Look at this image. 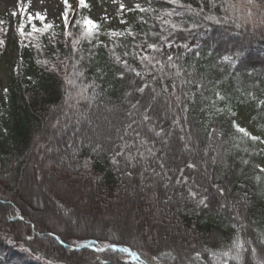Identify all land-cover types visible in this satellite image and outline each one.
Segmentation results:
<instances>
[{"label":"trees","instance_id":"trees-1","mask_svg":"<svg viewBox=\"0 0 264 264\" xmlns=\"http://www.w3.org/2000/svg\"><path fill=\"white\" fill-rule=\"evenodd\" d=\"M63 5L57 22L0 14V63L17 54L0 102V264H264V144L237 119L264 136V0ZM45 179L49 205L29 195ZM68 189L100 233L72 232Z\"/></svg>","mask_w":264,"mask_h":264},{"label":"rangeland","instance_id":"rangeland-1","mask_svg":"<svg viewBox=\"0 0 264 264\" xmlns=\"http://www.w3.org/2000/svg\"><path fill=\"white\" fill-rule=\"evenodd\" d=\"M64 1L66 0H0V14L5 15L9 8H13L17 16L20 14V12L25 11L33 19L41 17L45 22H57L59 20V15L63 13ZM121 2L125 7L131 8L134 5L135 0H121ZM114 10L115 8L111 5L109 6L107 13H112ZM103 14V8L99 7L95 9L93 13L87 14L85 19L88 25H91L100 19ZM126 26L127 23L118 22L115 26V29L124 28ZM16 56V52L14 49H12L0 63V102L4 106L6 105L5 88L8 87L10 80V67L15 63ZM96 118L100 121H103L102 126H100L101 128L99 127L101 131L99 128H94L93 124L90 125L89 128L92 131V136L94 138L101 136L106 137L109 135L108 126L106 127L107 120L100 114H97ZM237 119L241 128L240 130L245 131V135H247L253 141L255 137H260L258 140H260L261 144H264V136H262L261 133H259V131L256 129V124L253 122L252 116L248 111L239 113ZM1 120L2 117L0 115V121ZM68 191L73 192V198L68 204H66V210L68 212L65 213L64 211L63 219H68V223L72 225V232L75 234H81L84 231L93 234L100 233L102 229L98 223H100V221H104L103 215L95 210L92 203L85 206L84 204H81V200L78 196H76L75 191L72 189H68ZM32 194L36 195L39 199L41 198L42 200H46L47 203H51L50 200L52 197L58 196L49 188L48 180L46 182V179L41 184H35L32 186L29 195ZM142 197H144V194L142 196L139 195V197L136 199H129L131 207L129 209H125L123 213L120 212L118 214L119 216H126L124 221H121V223L134 227L137 217L143 214L142 205L145 203V198L142 200ZM113 228L109 231L111 235H114Z\"/></svg>","mask_w":264,"mask_h":264}]
</instances>
